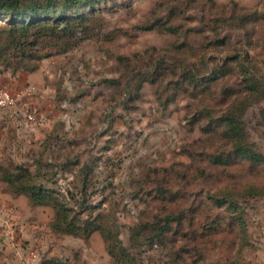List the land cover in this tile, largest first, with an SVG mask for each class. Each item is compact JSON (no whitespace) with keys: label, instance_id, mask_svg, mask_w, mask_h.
Listing matches in <instances>:
<instances>
[{"label":"trees","instance_id":"16d2710c","mask_svg":"<svg viewBox=\"0 0 264 264\" xmlns=\"http://www.w3.org/2000/svg\"><path fill=\"white\" fill-rule=\"evenodd\" d=\"M184 1L162 2L166 14L153 17L146 28L167 32L174 39L167 47H151L145 69L138 63L124 82L123 93L129 100L141 97L145 82L154 85L155 97L164 109L180 96H186L190 101L187 107H192L188 122L202 132L186 149L188 163L149 169L131 183L136 188L134 193L151 196V200L159 203L155 213L142 212L132 229L130 237L135 253L118 238L113 211L99 209L94 213L96 208L107 206L106 199L97 202L92 199L96 192L102 193L101 183L106 182L105 188L114 187L108 178L102 182L94 179L93 164L76 162L73 163L76 168H70L68 160L45 162V167L38 162L24 163L18 167L19 173L0 166V179L8 192L26 195L32 206L52 208L49 223L52 231L85 238L99 232L113 264H145L141 255L152 247L168 249L175 264H210L207 253L212 247L233 249L248 243L241 202L264 195V154L248 140L243 121L247 108L264 99V60L242 52V48L227 53L230 37L220 32L221 25L213 35H207L212 32L210 19L216 17L213 20L216 23L225 20L226 10L230 12L228 19L242 29H246L249 16L236 13L238 8L233 1L229 7L219 6L214 0L196 4L193 0H187L186 4ZM91 2L0 0V17L8 16L0 21L1 70L33 71L41 60L68 52L78 41L77 32L85 37L93 7L90 15L84 13L83 7ZM186 7L199 9V17L184 19ZM23 15L35 18L15 19ZM195 20L201 25L184 24ZM134 76L139 79L131 87ZM110 81L120 85L118 80ZM40 159L43 160L42 154L37 161ZM68 170L72 177L76 174L74 178L79 184L70 180L59 185L58 178ZM196 181L209 182L215 189L204 191V200L185 207L184 189ZM71 187L77 188L76 191ZM182 254H187L189 261ZM40 264L70 263L43 257Z\"/></svg>","mask_w":264,"mask_h":264},{"label":"rangeland","instance_id":"374dc122","mask_svg":"<svg viewBox=\"0 0 264 264\" xmlns=\"http://www.w3.org/2000/svg\"><path fill=\"white\" fill-rule=\"evenodd\" d=\"M168 1L92 0L90 6L84 5L83 11L89 15L90 7H93L85 37L77 32L78 41L68 52L41 60L42 74L49 86L44 94H39L35 84L28 83L13 98L9 91L12 87L9 79L13 77L0 66V99L5 103L3 105H7L0 108V117L6 122L5 133L8 132L9 139L15 142L10 147L8 144L2 165L19 173L18 167L24 163L38 162L45 167V162L54 164L68 160L70 168H76L73 164L76 162L93 164L94 179L102 182L108 178L114 187L105 188L106 182L101 183L102 193L96 192L92 199L94 202L106 199L107 206L96 208L94 213L104 209L107 213L113 211L118 238L133 253L132 229L138 224L142 212L155 213L159 203L151 200V196L134 193L136 188L131 183L149 169H166L173 164L188 163L186 149L202 136L201 129L188 122L192 107H187L190 101L186 96H180L164 109L155 97L156 87L147 82L143 85L141 97L136 100H129L123 93L127 73L138 63L143 65L141 69H145L150 48L167 47L174 39L167 32L146 28L153 17L166 14V5L162 2ZM204 1L193 0V3ZM214 1L219 6L226 4L228 7L231 1L235 2L236 13L248 15L249 22L246 29L238 27L236 22L228 19L230 12L226 10L225 20L216 23L213 21L216 17L210 19L209 31L212 32L207 35H213L221 25L220 32L230 37L227 53L242 48V52H248L259 61L264 60V0ZM199 13V9L186 7L184 19L199 17ZM33 18L23 15L15 19ZM2 19H8V16L0 17V21ZM184 24L201 25L199 20ZM262 68L264 71V63ZM138 79L134 76L131 87ZM110 80H118L120 85ZM22 96L29 99H21ZM34 102L44 106H37ZM29 113L34 116L42 114V120L44 118L46 122L38 125L35 119L28 118ZM243 121L248 140L264 154V99L247 108ZM41 154L43 160L37 161ZM70 175L69 170L65 171L58 178L59 185L70 180L74 185L79 184L74 178L76 174ZM71 188L72 191L77 189ZM214 189L209 182L196 181L187 185L183 192L185 207L204 200L202 193ZM241 204L248 243L233 249L212 247L207 253L208 263L264 264V195L249 198ZM212 211L216 212L215 209ZM10 228L15 232L18 230L14 224L7 229ZM21 235L18 237L22 244L34 246L43 253L35 246L36 242L30 244ZM91 235L86 238L60 232L48 235L54 256L45 259L67 260L70 264H113L100 234ZM141 256L145 264H175L168 249L162 251L152 247ZM182 257L189 261L187 254Z\"/></svg>","mask_w":264,"mask_h":264},{"label":"crops","instance_id":"0c3cea01","mask_svg":"<svg viewBox=\"0 0 264 264\" xmlns=\"http://www.w3.org/2000/svg\"><path fill=\"white\" fill-rule=\"evenodd\" d=\"M41 62L42 61L38 63V67L33 71L19 70L15 73L9 72L13 77L12 79H9V85L12 86L9 88V91L13 98L20 93L22 90L21 88L28 83L35 84L40 95L46 92L49 86L46 78H44V75L42 74L43 70ZM22 98L27 100L28 97L22 96L21 99ZM35 100L38 101L37 99ZM42 100L43 99H41V102L44 101ZM35 104L37 106H44L42 103ZM42 116L43 115L39 113L35 116L38 125L46 122L44 118L42 120ZM1 119L2 118L0 117V166H2L1 161L4 156L8 153V144L9 147L10 145L15 144L12 139H9L10 136L8 135V132L5 133L4 127L6 122H2ZM4 146L6 147L4 148ZM5 187L6 184L0 179V264H20V257L22 254L26 259L29 258L28 253H26V255L24 253L17 255L16 251L8 243L9 231L7 228L10 224H14L18 229L15 232L17 237L22 234L21 236L25 240L30 241V244L36 242L35 246H38L43 252L41 253L37 249L42 258L54 256L52 248L49 247V242H51V240L48 238V235L54 233L49 227V223L53 216L52 210L47 206H32L26 195H12L5 189ZM46 232H48V235ZM93 233L95 234V232ZM23 245L25 247H31L26 244ZM31 248L34 249V246Z\"/></svg>","mask_w":264,"mask_h":264},{"label":"built area","instance_id":"2783aa9c","mask_svg":"<svg viewBox=\"0 0 264 264\" xmlns=\"http://www.w3.org/2000/svg\"><path fill=\"white\" fill-rule=\"evenodd\" d=\"M2 100L0 99V107H7V105H3L5 103H2ZM28 118L30 120L35 119L34 114L29 113L28 114ZM9 234L8 237L10 239V245L11 247L16 251L17 255H21L22 253H24L26 255V253L29 254V258L26 259V257L22 256L20 257V264H40V261L42 259L40 252L37 249H32L31 247H25L22 242L20 241V239L16 236L15 234V229L10 228L8 229Z\"/></svg>","mask_w":264,"mask_h":264}]
</instances>
